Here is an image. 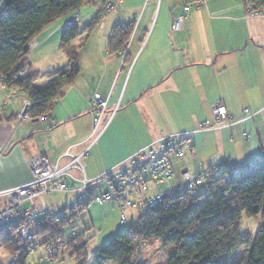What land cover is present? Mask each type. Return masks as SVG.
I'll list each match as a JSON object with an SVG mask.
<instances>
[{"label":"crops","instance_id":"1","mask_svg":"<svg viewBox=\"0 0 264 264\" xmlns=\"http://www.w3.org/2000/svg\"><path fill=\"white\" fill-rule=\"evenodd\" d=\"M98 10L93 0H85L46 26L28 55L31 67L40 72L66 65L73 53L81 68L47 115L51 127L33 119L18 125L17 113L28 97L21 89H0V189L28 181L27 162L36 154L65 164L67 150L78 155L89 146L95 92L110 95V107L119 104V109L83 158L87 178L99 177L165 135L214 123L215 106H224L235 120L248 110L250 118L196 133L195 157L186 152L184 160L174 162L176 172L231 162L239 173L246 162L264 161V15H247L243 0H208L187 15L183 30L175 31L172 24L183 12V1L123 0L119 12L100 19L90 34L60 44L65 22L77 14L84 27ZM117 25L129 26V38L111 52L110 33ZM38 82L47 85L45 78L37 80V87ZM76 172L81 178L82 172ZM152 186V192L158 190Z\"/></svg>","mask_w":264,"mask_h":264},{"label":"trees","instance_id":"2","mask_svg":"<svg viewBox=\"0 0 264 264\" xmlns=\"http://www.w3.org/2000/svg\"><path fill=\"white\" fill-rule=\"evenodd\" d=\"M84 1L1 0L0 78L9 84L15 72L23 68L33 69L28 62L31 42L46 26L77 9ZM180 1L184 4L193 0ZM257 1L264 4V0ZM96 2L93 0L95 6ZM100 15L98 10L91 22L82 28L79 25L65 28L60 44L64 46L83 34H90L98 26ZM128 38L129 26H114L109 50L119 51ZM80 71L77 56L73 53L66 65L45 72L33 69L27 77L13 84L26 93L31 102L28 115L37 120L52 111L55 101L63 96L64 89L75 81ZM40 78L47 80L43 88L36 85ZM258 164L260 167L255 170L243 169L239 173L226 164L206 168H223V171L217 176L212 175L199 188L195 199H166L153 206L147 214H141L137 223L105 243L90 264H142L137 257V248L145 250L154 239L159 240L163 247H170L167 264H264V161ZM94 190L97 189L93 188L92 192ZM91 201L79 205L78 212L61 223L43 224L36 237L38 242L44 243L56 236L64 238L56 243L59 253L55 262H62L64 256H68L75 264H89L85 235L71 232L75 237L68 239L65 228ZM108 202H114L118 207L115 200ZM243 213L247 217L261 215V226L253 237L241 233ZM13 233L11 226L0 232L5 255L14 260V264H26L30 253L12 240ZM242 246L246 247L244 258L230 263L227 257ZM34 252H39L38 262L42 251L37 249ZM0 264H3L1 260Z\"/></svg>","mask_w":264,"mask_h":264},{"label":"built area","instance_id":"3","mask_svg":"<svg viewBox=\"0 0 264 264\" xmlns=\"http://www.w3.org/2000/svg\"><path fill=\"white\" fill-rule=\"evenodd\" d=\"M245 11L249 16L264 15V4L257 0H243ZM208 0H193L183 4V13L176 16L172 28L175 31L184 29L187 15L194 9L205 6ZM1 3V0H0ZM123 0H97L96 4L100 11V19L109 14L119 12ZM81 18L75 15L68 20L64 29L80 25ZM30 53L38 47L37 41L30 44ZM33 69L23 68L12 75V83H6L0 78V89H17L13 82L27 77ZM22 90V89H21ZM110 95L103 96L99 92L93 94L91 100V113L93 117V128L90 134L91 143L80 154L73 155L67 150L65 156L68 162L61 164L60 161L53 162L46 154L39 153L28 159V166L31 170V178L17 186L0 189V232L11 226L14 230L12 240L20 243L29 253L39 249L42 251L38 264H52L58 256L59 250L57 242H61L63 236H56L52 240L40 243L36 240L38 233L42 230L43 224H58L67 219L71 214L78 212L79 205L87 203L89 200L100 202L116 201L121 212V220L127 221L128 210L137 209L141 214H147L153 206L166 200L179 197L181 200H193L198 194L199 188L212 176L219 175L223 168L215 170L205 169L202 172H192L182 170L177 174L172 164V158L177 161L184 160L186 152L195 157L196 148L194 136L196 133L221 129L231 126L237 122H242L250 118V113L246 110V115L235 120L229 117L224 106H215L213 109L214 123L204 122L194 130L181 131L163 136L138 152L128 156L123 161L106 169L97 178H87L84 173L83 158L88 155V151L93 144L104 134L113 121L119 104L110 107ZM31 108L29 99L24 101L23 110L17 113V124H22L25 120H32L28 115ZM42 124L51 127L53 121L47 116H40L37 119ZM244 138L249 139L250 134L244 133ZM226 166L236 168L228 162ZM256 162H246L243 169L249 171L259 168ZM82 172V177H76L72 171ZM179 176L176 184L173 180ZM78 183V185H74ZM166 184L163 191H151V185ZM96 188V192L92 189ZM57 191H73L75 193L74 204L65 208L38 207L35 201L42 196L49 195ZM25 203H31L24 207ZM75 234H68L67 238H73ZM5 249L0 243V260L3 264H14L11 258L7 261L2 259ZM9 258V257H8Z\"/></svg>","mask_w":264,"mask_h":264},{"label":"rangeland","instance_id":"4","mask_svg":"<svg viewBox=\"0 0 264 264\" xmlns=\"http://www.w3.org/2000/svg\"><path fill=\"white\" fill-rule=\"evenodd\" d=\"M167 1L172 2V0H163V4H165V2ZM140 14V11L137 12L136 18H139ZM156 19L157 15L155 21ZM59 22L64 23L65 18L60 19ZM80 27H83L82 23ZM45 85L46 84L42 82H38V87H45ZM171 160L173 166L176 167L174 163L177 162L176 159L172 158ZM72 173L77 176L76 170H73ZM177 179L179 180L180 177L177 176L174 180ZM174 180L172 183L175 182ZM152 187H156L158 190L163 191L166 187V184H153ZM74 202L75 194L71 191L53 192L49 195L41 197L39 201L38 199L35 201L36 204L46 203L55 209H58L60 207H68L74 204ZM30 204L31 203H25L24 207ZM126 215L128 220L126 222H123L121 220V212L114 202H100L93 200L87 205L85 209L81 210L73 220L70 221V224L65 228V233L71 234V232H75L76 234L85 235V241L88 242L87 252L90 264V260L94 257L96 252L100 250L103 245L107 243L118 232L126 231L130 227V225L137 223L140 220L141 213L137 209H131L126 213ZM240 224L241 233L253 237L256 231L261 226V215H258L256 217H247L243 213ZM169 248L163 247L159 240L154 239L145 250H142V248H137V257L140 258L142 264H167V255L170 250ZM245 254L246 247L242 246L237 249L231 256H228L227 260L230 263H236L238 261H241L244 258ZM38 255L39 252L30 253L28 259L26 260V264H38ZM2 259L4 261H7L8 257L4 254L2 256ZM61 259L62 256L60 257V260ZM53 264H75V261L70 259L68 256H64V261H56Z\"/></svg>","mask_w":264,"mask_h":264},{"label":"water","instance_id":"5","mask_svg":"<svg viewBox=\"0 0 264 264\" xmlns=\"http://www.w3.org/2000/svg\"><path fill=\"white\" fill-rule=\"evenodd\" d=\"M13 148V146L10 148V149H12ZM0 153H3V152H0ZM7 154V153H6Z\"/></svg>","mask_w":264,"mask_h":264}]
</instances>
